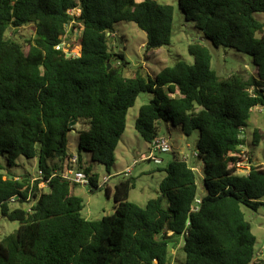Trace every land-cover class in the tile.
<instances>
[{
	"label": "trees",
	"instance_id": "obj_1",
	"mask_svg": "<svg viewBox=\"0 0 264 264\" xmlns=\"http://www.w3.org/2000/svg\"><path fill=\"white\" fill-rule=\"evenodd\" d=\"M177 5L202 39L187 48L192 64L177 61L151 78L139 71L125 77L129 63L110 50V37L115 24L131 22L145 33L146 51L169 45L171 5L0 0V156H6L9 167L19 156L36 158L39 171L33 205L26 211L22 205L31 176H15L0 165V215L18 222L0 242V264H170L169 242L177 236L184 264H264L255 258L256 238L241 209L257 211L264 205V166L252 161L250 150L246 175L233 166L246 145L242 129L251 110L264 109V24L254 17L264 13V0H178ZM76 8L79 15L70 17L67 11ZM27 24L34 37L25 52L6 32ZM68 26L70 35L79 32L74 57L55 49ZM203 39L250 56L255 75L219 78ZM142 93L153 95L134 122L145 142L159 135L161 124L179 126L185 136L199 132L193 159L202 164L200 185L206 194L197 195L194 166L173 156L161 169L165 177L156 198L144 206L129 202L134 182L122 179L113 192L105 187L113 213L87 220L81 215L82 199L74 194L79 184L60 176L73 156L67 150V134L74 130L70 124L82 126L78 167L89 176L90 190H100L80 151L109 172L127 113ZM261 139L254 129L253 145ZM41 181H48L47 191L36 195ZM15 196L20 205L11 207ZM197 197L200 204L193 211Z\"/></svg>",
	"mask_w": 264,
	"mask_h": 264
},
{
	"label": "rangeland",
	"instance_id": "obj_2",
	"mask_svg": "<svg viewBox=\"0 0 264 264\" xmlns=\"http://www.w3.org/2000/svg\"><path fill=\"white\" fill-rule=\"evenodd\" d=\"M140 1V0H137ZM160 4L171 5L174 9L170 43L157 49L146 51V36L134 23L119 22L114 26V32L111 34L109 46L113 53H121L129 63L123 68L125 77H131L136 71L143 76L154 78L163 68L172 66L177 61L188 64L193 63V58L188 54V46L196 41H201L202 35L193 23L186 21L181 11L178 9V0H156ZM255 19L264 24V13H256ZM70 33V32H69ZM71 34V33H70ZM6 36L18 42L27 51V41L34 37L32 24H27L19 28H9ZM70 35L69 43L73 44L76 51L77 38ZM202 44L209 50L211 55V69L219 78H227L232 74L241 72L246 76H253L256 68L252 63L250 56L236 52L224 47H214L208 40H202ZM75 46V47H74ZM153 98L152 94H139L135 104L127 113L126 127L121 139L115 149L114 165L107 172L103 165L91 161L90 154L80 151L82 165L91 167V173L96 175L97 185L100 190L91 191L89 186L78 185L74 189V194L82 199L81 215L87 220H98L113 213V199L106 197L105 187L108 185L113 192L114 186L122 179H131L134 187L129 193L128 201L144 206L150 199L156 198L159 184L165 177L161 171L166 164L173 159H185L187 163L194 166L197 174L198 193L203 196L206 191L200 185L202 164L194 162L193 154L196 151V142L199 137L198 131H193L189 136H185L179 126L161 124L159 135H164L170 142L171 152L161 154L160 165L152 161L142 160L148 154L149 144L145 142L134 129V122L138 115L139 108L148 103ZM70 126L74 129L67 134V150L70 154H78V131L82 128L80 124L71 122ZM257 129L262 136L258 145H253V130ZM245 146L241 148L242 152L250 150L251 159L254 163L264 166V109L256 107L251 110L250 118L246 126L242 129ZM16 165L9 167L6 156H0V165L4 172H9L15 176L29 175L31 178H37L39 171L37 159H27L23 156L17 157ZM131 169L130 174L125 176L123 173ZM109 177L106 185L103 184V178ZM46 192L47 189H44ZM264 203V198L261 200ZM16 203H11V207H16ZM28 208V205L24 206ZM245 219L249 221L252 227V233L256 238L255 258L264 260V205L257 211L242 207ZM18 222H11L0 215V242L5 237L16 231ZM182 237H174L169 242V253L171 255L170 264H184L185 255L181 251Z\"/></svg>",
	"mask_w": 264,
	"mask_h": 264
},
{
	"label": "built area",
	"instance_id": "obj_3",
	"mask_svg": "<svg viewBox=\"0 0 264 264\" xmlns=\"http://www.w3.org/2000/svg\"><path fill=\"white\" fill-rule=\"evenodd\" d=\"M79 9H70L67 11V14L70 17L78 16L79 15ZM72 24H75V21H71ZM70 26V25H69ZM66 27L65 34L60 38L61 43L58 44L55 49L61 50L66 57H74L79 50L78 44L76 45V51L71 49L73 46L72 43H69L70 38V27ZM74 38L79 37V32L75 31L73 34ZM75 47V46H74ZM149 144L148 154L142 158V160L146 161H152L156 165H160L162 163V160L159 158L161 154L171 152V145L169 140L164 135H158L153 141H151ZM196 156V153L193 154V157ZM239 159L233 164L234 168L236 169V173L240 175H246L249 171V162H248V156L245 155V152H242L240 156H238ZM185 160V159H184ZM78 158L76 155H73L69 159V163L67 165V168L64 172L60 173V176L66 180H69L75 184L83 185V186H89V176L85 174L83 171H81L78 167ZM195 170V168H193ZM129 168L125 171L126 174H130ZM38 179L37 178H31V187L28 191L26 200L23 202V208L26 211L31 210V206L33 205L32 201V193H33V183ZM109 177L103 178V184L106 185ZM47 183L48 181H41L37 184L36 188V195H39L42 192H45L44 189H47ZM21 198L18 196H15L9 200L10 203H16L17 206L20 205ZM200 204V198H195L194 204H193V211H196L198 209V206ZM28 205V208H25L24 206Z\"/></svg>",
	"mask_w": 264,
	"mask_h": 264
},
{
	"label": "water",
	"instance_id": "obj_4",
	"mask_svg": "<svg viewBox=\"0 0 264 264\" xmlns=\"http://www.w3.org/2000/svg\"><path fill=\"white\" fill-rule=\"evenodd\" d=\"M110 67V64H108V68ZM238 75H241L242 73L241 72H239V73H237Z\"/></svg>",
	"mask_w": 264,
	"mask_h": 264
},
{
	"label": "crops",
	"instance_id": "obj_5",
	"mask_svg": "<svg viewBox=\"0 0 264 264\" xmlns=\"http://www.w3.org/2000/svg\"><path fill=\"white\" fill-rule=\"evenodd\" d=\"M106 187H107L109 190H111L110 187H109L108 185H106Z\"/></svg>",
	"mask_w": 264,
	"mask_h": 264
}]
</instances>
